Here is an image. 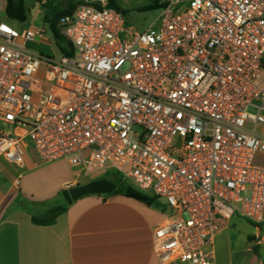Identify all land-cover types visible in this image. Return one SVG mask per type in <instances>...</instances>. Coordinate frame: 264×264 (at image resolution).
Masks as SVG:
<instances>
[{
	"label": "built area",
	"instance_id": "1",
	"mask_svg": "<svg viewBox=\"0 0 264 264\" xmlns=\"http://www.w3.org/2000/svg\"><path fill=\"white\" fill-rule=\"evenodd\" d=\"M78 2L59 60L26 47L45 28L0 25V158L116 173L164 202L159 264H216L226 222L264 223V0H168L143 32Z\"/></svg>",
	"mask_w": 264,
	"mask_h": 264
},
{
	"label": "crops",
	"instance_id": "2",
	"mask_svg": "<svg viewBox=\"0 0 264 264\" xmlns=\"http://www.w3.org/2000/svg\"><path fill=\"white\" fill-rule=\"evenodd\" d=\"M5 8L6 0H0V25L11 21ZM37 15L42 16L39 3ZM40 39L28 42V50L39 54ZM43 166L33 152L23 167L0 158V264H159L154 231L168 212L158 201L149 206L122 196L89 195L65 206L55 224L33 223V216L52 208L30 190V173ZM73 176L61 190L75 186ZM232 220L210 247L215 263L264 264L263 227L248 236L246 250L236 253L231 250Z\"/></svg>",
	"mask_w": 264,
	"mask_h": 264
},
{
	"label": "rangeland",
	"instance_id": "3",
	"mask_svg": "<svg viewBox=\"0 0 264 264\" xmlns=\"http://www.w3.org/2000/svg\"><path fill=\"white\" fill-rule=\"evenodd\" d=\"M43 0H25V5L28 10V21L26 23H19L17 21H10L8 25L17 31H23L28 28H45L46 33L43 35L41 47L38 51L39 54L52 57L59 60L62 56L60 53L53 34L48 24H45L43 18L47 12L46 5L42 4ZM75 1V0H73ZM108 2V0H106ZM119 7L126 12L128 21L133 24L139 31L148 29L157 19L160 14V8L151 9L148 6H153L168 0H116ZM52 6L61 11L69 6L70 0H49ZM38 3L42 10V16L37 15ZM40 3L42 5H40ZM153 8V7H152ZM7 128L0 123V131H5ZM259 164L261 163L258 159ZM29 179L31 180L30 190L35 199L45 200V204L49 207L54 206H67L68 203L63 195L64 190H61V183L65 180H72L74 178L73 170L70 168L66 161H61L55 164L43 166L40 169L34 170L30 173ZM82 184L88 183V178H81ZM75 187V186H74ZM73 188V187H72ZM70 189V188H69ZM68 190V189H66ZM111 195V194H110ZM105 196V195H102ZM108 196V195H106ZM160 206L166 208L163 201H158ZM231 250L233 252H243L249 246L248 236L251 237L252 233L258 226L263 227L264 224H252L240 215H235L233 220ZM264 232V231H263ZM264 235V234H263ZM250 240V239H249Z\"/></svg>",
	"mask_w": 264,
	"mask_h": 264
},
{
	"label": "trees",
	"instance_id": "4",
	"mask_svg": "<svg viewBox=\"0 0 264 264\" xmlns=\"http://www.w3.org/2000/svg\"><path fill=\"white\" fill-rule=\"evenodd\" d=\"M78 4H79L78 0L75 2H70L68 8L62 9L61 11L56 10L50 3L46 5L47 12L43 18V21L45 24L49 25L51 32L53 34V38L60 53L66 56H72L73 49L71 44L60 33L58 24H56L55 22V18L57 15H63L66 13L73 12ZM165 5L166 2H161L156 5L148 6V7H150L151 9H158V8L161 9ZM107 7L117 9L123 12L124 14H126V12L119 7L116 0H108ZM5 12L8 19L12 21H17L19 23H26L28 21V10L25 5V0H6ZM101 179H108L116 184L117 188L111 194L112 196H122L125 198L134 199L149 206L154 205L157 202V200L154 197L144 194L138 191L137 189L133 188L126 182H124L122 178L116 173H109ZM65 212H66V207L54 206L42 215L33 216L32 222L35 223L36 225L50 226L55 224L57 219ZM254 251L256 254H258L257 246L254 248Z\"/></svg>",
	"mask_w": 264,
	"mask_h": 264
},
{
	"label": "water",
	"instance_id": "5",
	"mask_svg": "<svg viewBox=\"0 0 264 264\" xmlns=\"http://www.w3.org/2000/svg\"><path fill=\"white\" fill-rule=\"evenodd\" d=\"M62 15H57L55 18L56 24L59 23ZM117 186L115 183L108 179H99L90 181L83 185L75 186L68 190H65L63 195L68 203L72 205L75 201L89 196V195H110L116 190Z\"/></svg>",
	"mask_w": 264,
	"mask_h": 264
}]
</instances>
